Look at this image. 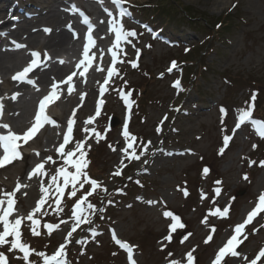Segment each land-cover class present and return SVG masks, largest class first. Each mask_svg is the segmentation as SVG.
I'll return each instance as SVG.
<instances>
[{
    "label": "rangeland",
    "instance_id": "rangeland-1",
    "mask_svg": "<svg viewBox=\"0 0 264 264\" xmlns=\"http://www.w3.org/2000/svg\"><path fill=\"white\" fill-rule=\"evenodd\" d=\"M2 1L0 0V5L7 7V0H4V3ZM13 1L26 3V8L20 14L17 13V22L12 24L9 23L12 14L0 12V29L5 25H12L7 36L0 38V53L10 56L11 62L17 60V65L10 70L0 67V104L4 106L2 122L8 123L19 133L31 122L36 106L37 88L42 93L54 82L53 77L56 81L65 79L73 72L75 60L83 53V29L76 18L67 14L66 11L71 9L70 4L76 5L72 10L78 9L82 13L87 11L98 24L97 34H100L105 28L100 21L107 16L103 9L108 8L109 3L107 0H103L102 5L97 0ZM176 1L180 7H189L195 19L189 20L180 11L175 18H170V23L162 29L163 36L152 39L139 24L146 22L154 28L157 27L158 24L153 21H158L159 18L152 21L154 18L151 17L152 12L159 7L154 9L150 6H160L159 3L163 1L130 0L133 6L130 9L131 22L125 19L123 23L128 29L135 28L138 33L143 32V35H139L138 40L134 41L141 54L137 58L135 49L130 45L125 46L127 55L118 52L119 60L124 61L116 65L119 76H114L109 93L103 98L104 109L101 116L89 126L106 134V139L99 143H96L94 136L90 139L92 146L88 150L87 158L91 163L87 171L91 177L103 181L113 195L103 198L105 219L100 220L99 215L95 217L93 226L100 235L95 240L88 236L89 243L85 247L84 255H80L81 246L70 245L67 249L69 264H126V255L111 240L109 228H114L123 241L138 246L135 250L138 264H164L167 251H172L179 258L181 253L192 248H196V264H209V258L230 235L232 226L242 222L247 212L254 207L259 192L264 191V167L259 166V161L264 160V138L256 131L258 125L247 123L241 130L232 133L233 125L239 116L238 109L247 107L245 102H251L250 94L253 91L258 92L254 102L253 119L264 121V0ZM233 4L236 5L235 8H232ZM226 13L236 15L235 25L229 30L220 32L215 28L204 29L207 21L221 18ZM70 22L79 38H73L72 32L66 27ZM25 27L32 32L23 33L21 29ZM44 27L50 28L51 33L43 32ZM218 32L219 34H216ZM97 34L93 65L99 64L104 68L110 62L106 48L111 44L112 36L109 33V38L101 39ZM12 40L26 44L27 48L14 49ZM44 40H48V43H44ZM148 44L151 45L150 48L145 47ZM33 50L41 54L47 52L51 57L42 64L41 70H33L31 73L39 87L30 88L12 82L4 86L2 81L10 82L14 73L30 62V52ZM194 51H199L200 55H193ZM129 60L136 61L138 66L132 68ZM172 61L177 63V68L168 73L167 68L171 66ZM11 62L8 66H11ZM161 73L164 74L163 77L160 76ZM39 77L45 82L39 80ZM101 77L100 72L85 74V77H73L74 90L71 94L68 93L66 84H59L60 91L54 114L57 112L61 115L60 121L57 120L52 128H45L42 136L24 146L23 161H15L0 171V187L8 191L14 189L18 178L22 183L31 185L17 193L16 207L21 213L30 211L40 195L38 180L26 179L27 171L39 161L32 150L45 156L54 155L58 160L57 167L62 163L54 153V146L61 142L58 128L66 125L75 108L77 123L74 125L76 133L73 139L79 141L83 138V121L93 112L95 89ZM124 80L127 81L126 86L123 84ZM177 80L180 81V88L173 87V82ZM129 92V99L134 103L131 112L125 107L120 95ZM16 93L19 95L12 100L11 97ZM81 93H86L83 106H79ZM221 106L226 109V115L220 113ZM25 112L27 114L21 122L22 127L14 129V125L19 123L14 122ZM126 115L130 119H127ZM165 115L167 120L162 126V133L157 135L155 128ZM125 119L131 134L138 137L136 143H139V138L145 142L151 140L153 146H158L161 151L156 152L154 156H148L147 165H143L142 161L131 162L124 169L122 177L113 179L110 178V172L115 169L121 154L111 151L108 145H115L118 141L124 143L121 132ZM56 126V138L51 141L48 132L53 131ZM225 134L232 135V139L223 154H219ZM253 144L257 145L255 149ZM250 161H256V164L250 167ZM205 167L209 169L206 175L203 173ZM46 168L54 174L51 166ZM141 168L146 170L138 171ZM244 174L248 176L247 181L242 179ZM130 175L132 180L127 179ZM44 179L47 181L50 176ZM217 180L222 181V184L215 185ZM217 186L222 189L219 196H215L213 191ZM116 187H123L124 194L116 195ZM178 187L186 188L189 195L185 197ZM201 190L206 193V199H201ZM23 192H27V196L23 195ZM138 196L143 199L137 200ZM91 198V202L99 206L101 197ZM108 199H112L114 203L108 205ZM148 199L163 200L165 203L148 206L144 203ZM212 199H215V205L211 203ZM71 203V200L65 203L62 199L64 212L59 217L48 209V216L37 214L36 218L41 224L58 223L61 218L68 219ZM225 206L230 208L227 218L210 216V212L215 211L216 207L222 210ZM165 210L178 215L185 228L173 233L172 242L167 245L165 252H161L157 241L167 234V225L170 223V219L162 215ZM206 215L208 226L201 223ZM261 225H264V213L247 226L245 231L248 239L238 248V251L249 259L255 258V254L264 247V228H261ZM212 226L216 228L214 238L205 245L203 241L211 232ZM63 227L64 225H61V228ZM81 227L86 228L87 225ZM254 228L259 229L256 234H253ZM22 231L25 242L33 249L47 251L49 255L62 242L60 230H55L51 237H33L29 229L23 226ZM188 233L191 235L181 244L180 240ZM74 235L80 238L87 233L78 229ZM46 244L47 249L44 248ZM114 252L116 255H113ZM10 259L11 264H23L11 256ZM32 259L36 257L33 256ZM234 261L236 264H243L242 257L231 258L228 264H234ZM257 264H264V257Z\"/></svg>",
    "mask_w": 264,
    "mask_h": 264
},
{
    "label": "snow or ice",
    "instance_id": "snow-or-ice-1",
    "mask_svg": "<svg viewBox=\"0 0 264 264\" xmlns=\"http://www.w3.org/2000/svg\"><path fill=\"white\" fill-rule=\"evenodd\" d=\"M97 2L101 5L103 4V0H97ZM111 3L114 6L115 15L113 10L108 8L103 9L108 17L106 21L107 30L109 33H114V44L113 47L109 49L111 52V66L102 68L99 64L93 65V56L95 53L90 54V48L95 45L93 38L94 25L86 16L84 17V20L81 21V23L87 24V34L84 36L85 42L83 43V58L80 59L79 63L75 66L77 70L81 68L83 69L82 71H79V77H85V73L89 72L90 67L95 72L103 73L106 71L107 75L103 77V83L99 84L98 88V93L101 97L104 96L106 91H108L105 85H109V80L114 76H119L118 68L115 67L118 63L117 53L120 52L127 55L125 46L130 45L135 49V55L137 58L141 54V50L136 48L134 41L138 40V36L143 35V32L138 33L135 28L128 29L123 23L125 19H128L129 22H131L132 13L130 9L133 6L130 4V0H111ZM73 7L75 6L73 5ZM235 7L236 5L233 4L232 8ZM81 15H83V13H81ZM13 19L15 20L18 18L13 17ZM100 23L104 24L105 20H101ZM66 27L72 32L73 38H79L78 33L73 28L71 22ZM217 27L219 28L220 25H217ZM42 30L46 34H50L52 31L48 27H44ZM33 31H36V29H33ZM151 35L154 39L158 38L155 32H151ZM0 36H7V33L0 32ZM100 38L103 39V36ZM11 44L16 50L27 48L26 44L19 43L15 40H12ZM145 47L150 48L151 45L148 44L145 45ZM30 56V62H28L21 71H17L11 79L19 83L35 86L36 82L29 78V74L33 73V70L40 65L45 64L51 59V57L47 52L41 54L35 50L30 52ZM100 58H103V53H101ZM119 62L123 63L124 61L120 60ZM128 62L131 64L132 68L138 66L136 61L129 60ZM60 63H63V61H60ZM176 68L177 63L172 61L171 66L167 68V72L171 73ZM163 75V73L160 74L161 77H163ZM76 76L77 72L73 71L71 74L67 75L65 79L60 81H56L55 77H53L52 79L54 82L50 84L51 91L39 100L38 108L35 110L31 126L19 133L13 130L8 123L2 122L4 106L3 104H0V130H2L0 131V150H2V155H0V169L13 164L15 161H23L24 146L29 145V142L37 137L38 133L41 132V129H43L45 125L56 124L54 120L45 114L46 105L58 98V91H60L58 85L61 83L67 85L68 93L71 94L74 90L73 77ZM84 82H87L86 78ZM113 83H115V81H113ZM123 84L126 86L127 81L124 80ZM173 87L180 88V81H174ZM37 91H39V88H37ZM17 95H19V93L14 94L11 99L15 100ZM120 95L125 107L130 109L132 107V101L129 99L131 93H120ZM257 95V91L251 92V102H245L247 104L246 108L238 109L239 116L235 127L232 129L233 134H235L236 129H239L242 124L250 123L254 126L258 125L256 131L261 138H264V121L255 120L252 116L254 102L257 99ZM85 96L86 93L80 94L81 105L79 106H83ZM0 99H2V97H0ZM103 104V99L95 100L94 115H89L87 119L83 121L81 131L85 135L79 141H74L73 139L74 125L77 121L75 119L76 109L74 108L72 110L71 116L66 121V131H63L62 142H59L58 146H54L56 157L62 161L58 167L56 166L58 160L54 155L49 154L45 156L39 151L32 150L34 156L39 158V162H36L34 166L27 171L26 179L27 181H32L33 179L38 180V191L40 195L39 198L35 200L34 206L30 211L26 214L21 213L19 208L16 207L18 204L17 193L21 192L22 189L31 187L29 183H22L21 179L18 178L12 191L0 187V225H2V230H0V264H11L10 256L18 261H22L23 264H69L67 249L70 245L81 246L80 255H84L85 247L89 243L88 236H90L92 240H95V238L100 235L97 229L93 226L95 224V217L99 215L100 220L105 219L103 214L105 213L106 208L103 198L112 196L113 192L109 191L103 181L89 175L87 169L91 162L87 156L88 150H90L92 146L89 141L93 136L96 143L106 139V134H102L95 128H89V126L94 124L97 117L101 116ZM176 110L179 111V109ZM219 111L222 115L227 114L226 109L223 106L220 107ZM166 120L167 116L165 115L155 128L157 135L162 133V126ZM106 131H110V129H106ZM89 133H91V135H88ZM121 135L124 141L123 144L118 141L115 145H108L111 151L121 154L115 169L110 172V178L113 179L122 177L124 169L128 167L131 162L142 161L143 165H147L149 163L147 157L150 155L154 156L156 152L161 151L158 146H153L151 140L145 142L142 138H139V143H136L138 137L131 134L127 119H125L123 123ZM231 139L232 135L225 134L223 136V147L219 149V154H223L225 147L228 146ZM160 143L162 144L163 141ZM252 147L255 149L257 145L253 144ZM150 149H152V151H150ZM255 164L256 161L249 162L250 167ZM46 166H51V168L54 169V174L49 172ZM259 166L264 167V160L259 161ZM144 170L146 169H138V171ZM208 172L209 169L205 167L203 173L206 175ZM46 176H50V179L47 181L44 179ZM127 179L132 180V176H128ZM242 179L247 181V174H244ZM136 182L139 183V181ZM214 184L220 185L222 184V181L217 180ZM178 190L182 191L185 197L189 195L186 188L178 187ZM213 191L215 196H219L222 189L217 186ZM114 193L116 195H123L124 188L116 187ZM23 195L27 196V192H23ZM94 196L101 197L99 206L90 201V198ZM206 198V193L201 190V199L203 200ZM62 199L65 203L68 200L73 202L68 219L61 218L58 223L49 222L41 224L40 220L36 218L37 214L40 216H48L50 214L48 209H51L52 212L59 217L60 214L64 212V208L61 206ZM136 199L142 200L143 198L138 196ZM113 203L114 201L112 199L107 200L108 205H112ZM144 203L148 206H156L165 202L163 200L148 199L144 201ZM211 203L215 205V199H212ZM53 204L55 205L54 208ZM45 205H47V208H45ZM129 207H131V205H129ZM229 211V206L223 207L222 210L219 207H216L215 211L210 212V216L227 218ZM261 213H264V191L259 192L254 207L247 212L246 217L243 218L242 222L234 225L231 229V234L226 237L225 241H222V246H218V249L214 251L213 256L209 258V264H228L229 259L241 257L243 264H257V262L264 257V247L260 248L253 259H249L247 255H243L238 251V248L248 239V234L245 231L246 226L250 225ZM162 215L164 218L170 219V223L167 225V234L157 241L159 250L165 252L167 245L173 240V233L178 229L185 228V225L181 222V218L178 215H175L172 211L165 210L162 212ZM201 223L208 226L207 215L201 220ZM61 225H64V227L61 228ZM83 225H87V227L82 228L81 226ZM22 226L28 228L33 237H40L42 235L51 237L55 230H60L62 242L59 243L58 247L51 255L45 250L33 249L29 243L23 240ZM260 227L264 228V225H261ZM78 229H80L81 232L87 233V235L77 238L74 234L77 233ZM108 231L111 233L115 244L126 253V264H138L137 259L135 258V250L138 246L118 239L114 228H109ZM215 231V226H212L211 232L203 241L205 245L213 240V234ZM258 231L259 229L254 228L253 234H256ZM190 235L191 233H188L183 236L180 243L184 244ZM44 248L47 249L48 245H44ZM195 251L196 248H192L185 253H181L179 258H177L172 251H167L164 256V264H196V257L194 256ZM113 255H116V253L114 252ZM33 256H35L36 259H32ZM234 264H236L235 261Z\"/></svg>",
    "mask_w": 264,
    "mask_h": 264
},
{
    "label": "trees",
    "instance_id": "trees-1",
    "mask_svg": "<svg viewBox=\"0 0 264 264\" xmlns=\"http://www.w3.org/2000/svg\"><path fill=\"white\" fill-rule=\"evenodd\" d=\"M163 2H160L158 6L159 9L156 11V13L154 14V16L156 18H160L162 21H170V18H175V16L177 14L180 13V10L185 13L186 16L192 18L194 17L192 14H191V10L189 9V7H180L178 2L175 0L174 2H170L169 0H162ZM180 16V15H179ZM183 15H181L182 17ZM219 21L221 24V30L222 29H227L229 30L231 27L230 25L234 23V19H233V16H230V15H225V16H222L221 18H216L214 20V22H217ZM213 21H208L207 23V27L209 28H213ZM230 27V28H229ZM229 28V29H228Z\"/></svg>",
    "mask_w": 264,
    "mask_h": 264
},
{
    "label": "bare ground",
    "instance_id": "bare-ground-1",
    "mask_svg": "<svg viewBox=\"0 0 264 264\" xmlns=\"http://www.w3.org/2000/svg\"><path fill=\"white\" fill-rule=\"evenodd\" d=\"M3 3H4V0H3ZM5 4L10 5V1H6ZM17 6L19 7V10L24 11V9L26 8V3H19ZM12 7L16 8L14 3L12 4ZM4 9H5V6L0 5V12L5 11ZM12 10H14V9H12ZM6 15H8V14H6ZM21 30H22L23 33L29 32V31L32 32L31 29L26 28V27L21 29ZM31 35L32 34H30V36ZM30 36H27V37H30ZM43 42L44 43H48V40L47 41L44 40ZM11 61H12V58L10 56H8L7 54L0 53V67L1 68L6 69V70H10L11 68H14L17 65V60H13V62H11ZM9 62H11L10 63L11 66H8ZM50 74H52V73H50ZM96 76H95V78H96ZM41 79H42V77H39V80H41ZM41 81L45 82V80H41ZM2 83H4L3 84L4 86H7V84L11 83V80H10V82L2 81ZM12 83H14V81H12ZM95 92H96V89H95ZM26 114H27L26 112L22 113V115L19 116V118L14 122V124L19 122L18 124L14 125V127H13L14 129L18 130V129H20L22 127L21 122L26 118ZM55 117H57L58 121H60L61 115L59 113L55 112ZM56 130H57V126L53 128V131L48 132V133H50L49 135L52 138L51 141H54V138H56Z\"/></svg>",
    "mask_w": 264,
    "mask_h": 264
}]
</instances>
